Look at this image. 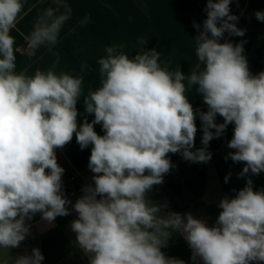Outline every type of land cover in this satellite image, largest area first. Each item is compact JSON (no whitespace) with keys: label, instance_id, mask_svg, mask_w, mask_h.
<instances>
[{"label":"clouds","instance_id":"obj_1","mask_svg":"<svg viewBox=\"0 0 264 264\" xmlns=\"http://www.w3.org/2000/svg\"><path fill=\"white\" fill-rule=\"evenodd\" d=\"M230 3L207 0L203 25L193 23L199 32L194 40L198 63L190 75L180 67L170 70L160 52L145 49L142 37L131 58L123 44L106 46L96 61L100 87L83 95L82 74L56 70L60 57L54 48L72 7L54 0V7L37 15L31 32L21 33L28 55L43 46L55 56L46 71L37 69L29 76L16 71L15 38L10 35L22 18L23 0H0V249L19 247L30 234L27 221L37 213L51 223L75 211L70 227L80 249L90 255L89 264H185L161 251L173 232L187 241L193 264L264 262V191H254L251 178L235 198L219 201L222 211L211 227L191 213L165 211L167 203L146 197L175 167L169 153L208 163L209 142L223 136L229 124H234V134L227 147L235 151L225 160L245 162L240 177L264 172V71L250 73L246 41L220 42L225 32L246 33L237 27ZM254 15L264 22V12ZM85 68L86 62L81 73ZM194 85L206 112H194L185 94ZM81 96L85 112L94 119L85 117L78 128ZM217 114L223 123L216 122ZM197 115L203 146L193 151ZM97 124L104 135L94 131ZM74 133L81 150L93 146L88 168L102 175H93L94 185L82 188L70 210L55 149L69 143ZM44 259L33 248L31 254L8 256L2 264H42Z\"/></svg>","mask_w":264,"mask_h":264},{"label":"crops","instance_id":"obj_2","mask_svg":"<svg viewBox=\"0 0 264 264\" xmlns=\"http://www.w3.org/2000/svg\"><path fill=\"white\" fill-rule=\"evenodd\" d=\"M72 7V16L62 26L59 42L54 52L59 53L60 61L57 72L64 71L75 76L82 74L83 95L89 89L100 87V78L96 61L105 55L106 46L123 44L124 51L130 58L138 51L139 38L147 39L145 49H156L161 54V61L167 62L170 70L180 67L182 74L190 75L196 70L198 57L195 54V38L199 32L193 23L203 25L207 18L204 11L207 0H65ZM241 10L234 11L235 0H231L230 12L238 16L237 27L246 29L245 36H230L225 32L221 43L230 41L233 45L244 40V55L247 58L249 71L256 75L264 71V22L258 21L254 15L256 11L264 12V0H240ZM22 18L18 20L16 28L10 31L15 38L16 71L25 72L31 76L37 69L46 71L54 62L55 56L45 47L37 49L34 55H28L26 41L21 33L28 35L37 15L49 6L54 7V0H23ZM62 12L63 9H60ZM88 18V22L82 21ZM19 29V32L16 29ZM87 63V68L81 73V65ZM163 66V64H162ZM194 85L186 91V96L196 110L206 112L208 106L203 96ZM77 125L94 119V114L85 112L83 96L77 101ZM217 123H223V118L217 114ZM195 123L197 132L193 151L202 147L203 131L199 115ZM98 135L105 131L100 124L94 125ZM214 131V130H213ZM234 134V124H229L224 135L209 142L208 151L212 158L208 163H191L185 161L179 154L169 153L171 163L175 165L163 177L161 185H154L146 193V197L156 203H167L165 211H174L181 215L191 213L195 218L202 219L211 227L214 226L222 209L219 201L227 196L235 198L238 191L246 185L247 179L253 180L254 191H264V172L259 175L249 174L240 177L238 174L245 166V162H234L225 157L234 149L227 147V143ZM81 150L76 141L75 133L72 140L63 148L55 149L57 163L64 169L62 174L63 189L69 178L74 175L78 180L89 181L94 174L89 168L91 148ZM49 171L46 169V172ZM148 173L146 172L145 175ZM225 183V177L229 176ZM77 219L72 216L69 220L47 222L37 213L27 223L30 234L17 248L0 249V264L4 259L16 257L25 253L31 254L33 248H39L45 259L42 264H89L90 255L84 253L76 243V233L71 230V222ZM161 251L168 257H175L193 264L192 249L183 235L173 232L167 246ZM197 264H203L198 260ZM250 264H264V262H250Z\"/></svg>","mask_w":264,"mask_h":264},{"label":"built area","instance_id":"obj_3","mask_svg":"<svg viewBox=\"0 0 264 264\" xmlns=\"http://www.w3.org/2000/svg\"><path fill=\"white\" fill-rule=\"evenodd\" d=\"M242 7V3L240 2V0H235V8L234 11L238 12L241 10ZM89 184H93L94 182L93 180H89V181H84V180H78L76 178V176L72 175L69 180L67 181L66 185H65V189L64 192L66 194V196L68 197V199L72 202V204L68 205L67 207L71 210L72 209V205L76 202V200L83 195L82 193V188L86 185ZM98 199L100 198L99 196L97 197ZM72 216H77V214L75 213V211H71V213L67 216H63V217H57L55 219V221L53 222H57V221H65V220H69Z\"/></svg>","mask_w":264,"mask_h":264}]
</instances>
